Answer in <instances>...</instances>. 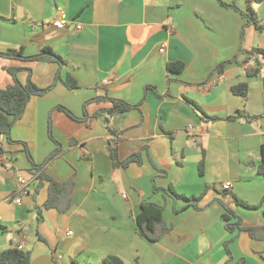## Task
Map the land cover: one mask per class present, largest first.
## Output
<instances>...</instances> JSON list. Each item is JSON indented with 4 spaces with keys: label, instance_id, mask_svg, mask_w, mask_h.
Instances as JSON below:
<instances>
[{
    "label": "crops",
    "instance_id": "crops-1",
    "mask_svg": "<svg viewBox=\"0 0 264 264\" xmlns=\"http://www.w3.org/2000/svg\"><path fill=\"white\" fill-rule=\"evenodd\" d=\"M231 6L251 9L263 30L255 24L244 29L247 20ZM58 20L66 22L64 28H56ZM241 46L264 49V0H0V52L33 57L50 48L63 60L0 56V89L16 80L48 88L60 76L49 92L30 99L11 130L16 143L0 137V252L29 251L31 264H103L109 256L126 264H264V240L246 232L230 243V259L225 242L235 234L225 228L224 208L213 202L221 199L246 227H264V205L249 209L237 202L256 207L264 199V177L258 173L264 67L255 78L246 73L254 60L230 63L215 74ZM176 61L185 64L181 74L168 71V63ZM68 77L80 88L69 90ZM243 82L249 83L246 98L231 91ZM104 97L141 105L111 116L105 112L113 104L95 100ZM239 112L254 118L226 120ZM50 120L62 155L46 173L73 181L65 213L43 209L48 188L37 192L35 180L31 195L20 205L14 202L18 178L33 180L22 144L37 165L58 148ZM115 147L120 160L142 152L143 163L114 167L110 149ZM155 186L162 191L154 192ZM169 186L187 197L205 192L201 209L180 211L185 203H174L163 191ZM144 202L164 207L172 227L159 242L138 233Z\"/></svg>",
    "mask_w": 264,
    "mask_h": 264
},
{
    "label": "trees",
    "instance_id": "trees-1",
    "mask_svg": "<svg viewBox=\"0 0 264 264\" xmlns=\"http://www.w3.org/2000/svg\"><path fill=\"white\" fill-rule=\"evenodd\" d=\"M221 2V1H220ZM224 6H228L224 2H222ZM230 7V6H228ZM236 10L240 11L243 17L247 20V23L244 26L247 27L250 24H255L260 31L263 30L262 26H259L258 19L255 13L249 9L246 12H242L236 6H231ZM244 37V31L242 33V38ZM0 56L10 59H27V60H38V61H46V62H55L62 64L63 60L59 56H57L50 48H45L44 51L33 57H26L22 51L18 50H8L6 52H0ZM251 60H254L255 66L253 68H247L246 73L248 78L258 77L261 73V70L264 67V49H255L253 51H247L243 49L241 46L239 52L234 57L233 60L222 63L216 69L215 74L221 75L226 66L230 63L236 62L241 66L246 65ZM168 71L173 74H181L185 70V64L181 61L168 63ZM13 76L16 75L17 70H10ZM60 76H58L53 85L48 88H40L35 85L32 81H29L27 84H22L18 80L15 81L13 85H10L4 89H0V137H5L6 141L9 144H14L11 139V130L14 124L20 120L24 114L27 104L33 96H43L47 92H49L59 81ZM64 84L69 90L79 89V85L77 81L73 78L68 77ZM231 91L234 95L241 96L246 98L249 92V83L243 82L239 83L231 88ZM105 99L109 100L113 106L109 110H106L105 113L108 115H115L117 113H126L133 109H138L141 104L131 105L125 101L112 99L108 97L104 98H96L95 100ZM187 101L193 105V107L198 110L204 118L208 117L205 112L202 110L200 106H198L194 101L187 99ZM55 109L63 111L70 118L74 120H81L77 118L69 109L63 106H57ZM245 117L248 120L254 118L253 116L247 115L244 112H239L236 116H230L226 120L227 121H235ZM49 132L50 137L56 142L58 148L54 150L46 162L43 165H37L30 152L28 151V147L26 144L23 145V149L26 152L28 159L31 163V168L29 173L37 182L36 191L38 192L44 186L48 188V197L45 203L43 204V209L51 210L56 209L61 213H65L70 209L71 206V192L73 188V181L68 180L64 182H60L56 180L54 177L46 173V166L50 164L52 161L56 160L62 155L61 144L56 141L52 135V122H49ZM72 146L75 144V140L71 142ZM111 158L114 167H128L132 163H137L141 165L142 161V152H136L127 157L125 160H120L117 148L110 149ZM4 154V149L2 147V143L0 142V157ZM202 160L199 169L202 173L203 169ZM258 173L260 176L264 177V145L261 147V162L258 167ZM207 189V188H206ZM225 189V188H224ZM162 191V189L157 186L154 187V192ZM168 196H170L174 203L176 204L178 201H183L185 206L182 210L184 211L190 207H193L196 210L201 209L200 203L205 196V192L198 197H187L184 195L178 194L172 186L163 190ZM213 202H218L224 208V214L222 216L225 222V228L230 234H235L231 239L225 242L226 250L231 257L229 245L235 240L241 233L246 232L250 235V237L254 239L264 240V227L256 226V227H246L244 226L241 219H239L234 211H232L221 199H215ZM212 202V203H213ZM237 202L249 209H259L264 205V199L259 206L253 207L249 206L242 200L237 199ZM39 213L41 208H37ZM175 212H179L174 208ZM164 207L157 205L153 202H144L141 206V212L136 218L137 222V230L138 233L152 243H156L161 241L164 237L170 234L172 227L167 225L164 217ZM244 260L241 264H243ZM0 264H31V254L29 251H25L18 247H13L7 249L5 251L0 252ZM103 264H126L121 258L117 256H109L103 259Z\"/></svg>",
    "mask_w": 264,
    "mask_h": 264
},
{
    "label": "built area",
    "instance_id": "built-area-1",
    "mask_svg": "<svg viewBox=\"0 0 264 264\" xmlns=\"http://www.w3.org/2000/svg\"><path fill=\"white\" fill-rule=\"evenodd\" d=\"M65 23L66 22L64 20H58V21L55 22V26L58 29H62V28H64ZM170 28L172 30H175V25H173L171 22H170ZM77 29L81 30L82 26L78 25ZM165 49H166V44H162V46L160 47L159 51L164 53ZM189 130L192 132V128H189ZM34 182H35L34 179L33 180H28L25 177H19L18 178L19 187H18L16 195L14 197V202L16 204H18V205L22 204L23 199L31 195V193H32V185L34 184ZM229 187H230V184H227L226 186H224L225 189H228Z\"/></svg>",
    "mask_w": 264,
    "mask_h": 264
}]
</instances>
